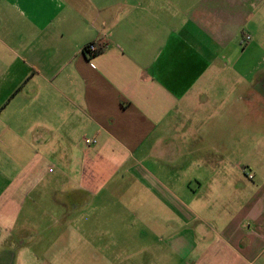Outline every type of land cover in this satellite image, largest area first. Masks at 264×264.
Instances as JSON below:
<instances>
[{"label":"crops","instance_id":"obj_1","mask_svg":"<svg viewBox=\"0 0 264 264\" xmlns=\"http://www.w3.org/2000/svg\"><path fill=\"white\" fill-rule=\"evenodd\" d=\"M263 94L264 0H0V209L14 211L0 223L17 222L45 162L47 189L80 195L94 179L95 194L146 195L119 202L129 210L173 211L177 235L158 245L155 220L127 260L264 264V174L244 185L243 171L219 166L245 155L252 109L260 152L264 106L247 100ZM207 137L209 171L199 174ZM199 179L222 200L197 209L169 197Z\"/></svg>","mask_w":264,"mask_h":264},{"label":"rangeland","instance_id":"obj_2","mask_svg":"<svg viewBox=\"0 0 264 264\" xmlns=\"http://www.w3.org/2000/svg\"><path fill=\"white\" fill-rule=\"evenodd\" d=\"M254 103L264 106V94L262 97L252 98L251 104L247 100L249 106ZM246 122L250 125V130L246 132L245 155L237 154L236 151L228 165L227 163L219 165L223 171L231 172L229 176L237 177L233 173L243 171L241 177L243 179L240 182H245L244 185L255 182L256 171L264 174V124L260 131L262 142L259 152L257 150L259 147L254 149L253 145L255 140L257 141V138L254 137L259 136L258 131H253V109L247 114ZM202 133H206V131H202ZM204 141L203 145L198 146L197 171L199 174L209 171V138H204ZM31 165L33 170V162L27 163L26 169H30ZM45 170H47L45 162H39L35 171L38 174L43 173L41 175L43 180L39 184L36 183L38 185L33 188L31 193L28 190L24 193L22 209L17 212V217L19 216L17 222L12 226L0 223V264H145L148 259H144L141 253L135 254L134 258L130 260L121 257L140 248L142 242L138 240V246H136L135 241L143 234V227H149V224L153 225L155 220L158 221V226L151 229L158 241L159 238H164L169 234L177 235L175 233L177 232L175 231L177 221L173 211L162 208L154 209L152 206L149 207V210L141 209L140 206H135L136 204L140 205L138 202L131 204L130 208L133 209L129 210L125 204H119L120 201L124 203L125 200H130L133 197L139 198L141 201L146 195L137 190L128 194L108 193V188H106L102 193L95 194L91 191L94 179H91L92 186L86 184L87 191L80 195H77V192L72 193V186L63 191L64 188L62 189L60 184H54V189L51 190L46 188ZM15 180L16 183L21 181L18 178ZM30 180L32 181L33 177ZM114 180H112L113 183ZM200 180H206V183L202 182L201 185L200 182L195 183L194 181L190 190L186 189L183 191L184 193L169 195V197L181 196V200L186 202L188 208H191L192 205L197 209L198 205L209 206V199L213 202H220L225 194H209V179ZM224 180L225 178L215 179V181L222 182L223 185ZM234 180H236V184L238 178ZM128 182L130 183L131 180ZM15 187L13 185L11 189ZM5 188L6 184H3L0 179V189ZM11 189L7 190V194L3 198L12 196ZM234 198L235 195L230 194L226 196L225 201L232 203ZM5 211L0 209L1 217L2 214H14L13 206L11 210ZM202 212L204 218L208 220L209 211L202 210ZM78 214L82 217L79 220H74ZM126 222L127 228L130 224L133 226L129 228V232L136 238L134 241L127 237L129 232L125 226ZM147 227L146 233L150 232ZM186 229L188 228L182 230ZM164 242L159 241L158 245L166 246V242ZM183 254H185L184 251ZM175 257L171 259L170 264H181L177 256Z\"/></svg>","mask_w":264,"mask_h":264},{"label":"built area","instance_id":"obj_3","mask_svg":"<svg viewBox=\"0 0 264 264\" xmlns=\"http://www.w3.org/2000/svg\"><path fill=\"white\" fill-rule=\"evenodd\" d=\"M99 43L103 44V46H104V43L102 41L99 42ZM99 43L93 42V43H90L89 45H87L85 47V49H84L85 54H87L89 57L93 56V55H96L98 53V45H99ZM86 143L87 144H93V143H96V140L95 139H86Z\"/></svg>","mask_w":264,"mask_h":264}]
</instances>
